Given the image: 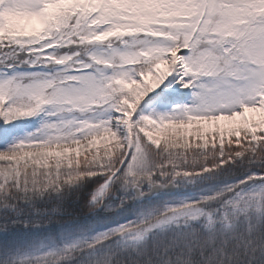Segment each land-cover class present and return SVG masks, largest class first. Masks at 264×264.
Wrapping results in <instances>:
<instances>
[{"label":"snow or ice","instance_id":"6c2138e0","mask_svg":"<svg viewBox=\"0 0 264 264\" xmlns=\"http://www.w3.org/2000/svg\"><path fill=\"white\" fill-rule=\"evenodd\" d=\"M0 264H264V0H0Z\"/></svg>","mask_w":264,"mask_h":264}]
</instances>
